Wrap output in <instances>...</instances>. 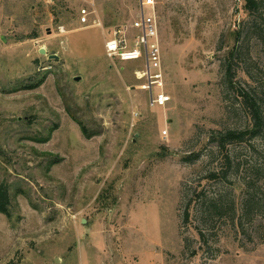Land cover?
Instances as JSON below:
<instances>
[{"label": "rangeland", "instance_id": "1", "mask_svg": "<svg viewBox=\"0 0 264 264\" xmlns=\"http://www.w3.org/2000/svg\"><path fill=\"white\" fill-rule=\"evenodd\" d=\"M140 2L89 0L84 27L81 1L0 0V264H264V127L218 142L253 127L230 59L264 119V6L155 0L171 102L151 108L104 49Z\"/></svg>", "mask_w": 264, "mask_h": 264}, {"label": "built area", "instance_id": "2", "mask_svg": "<svg viewBox=\"0 0 264 264\" xmlns=\"http://www.w3.org/2000/svg\"><path fill=\"white\" fill-rule=\"evenodd\" d=\"M77 1L84 2L78 10V22L87 27L95 15L94 6L89 0ZM95 26L103 29L100 21H95ZM65 32L61 27L60 33ZM104 49L113 64L120 61L142 66L143 70L136 71V77L146 81L150 88L151 108H165L171 102V97L163 91L162 45L155 0H141L135 20L114 28L105 40ZM154 87H158L157 93L153 92Z\"/></svg>", "mask_w": 264, "mask_h": 264}, {"label": "trees", "instance_id": "3", "mask_svg": "<svg viewBox=\"0 0 264 264\" xmlns=\"http://www.w3.org/2000/svg\"><path fill=\"white\" fill-rule=\"evenodd\" d=\"M246 3V9L249 12H257L262 6H264V0H244ZM234 54H232V57ZM231 60V59H230ZM230 60L225 65V79L231 89H233L237 96L242 100V106L251 116L253 121V127L247 129L245 132H228L227 134L220 136L218 142L220 147H223L227 142H243L249 138L257 137L264 127V119L261 112V106L258 101L246 90H244L239 83L235 81V74L233 72V66ZM10 194L7 187L4 184H0V213L11 217L10 206Z\"/></svg>", "mask_w": 264, "mask_h": 264}, {"label": "water", "instance_id": "4", "mask_svg": "<svg viewBox=\"0 0 264 264\" xmlns=\"http://www.w3.org/2000/svg\"><path fill=\"white\" fill-rule=\"evenodd\" d=\"M40 54L43 55V56H46L47 55V51L45 48H41L40 49ZM51 58H57V56H51ZM84 223H86V221H84ZM56 262H58V260H56Z\"/></svg>", "mask_w": 264, "mask_h": 264}]
</instances>
